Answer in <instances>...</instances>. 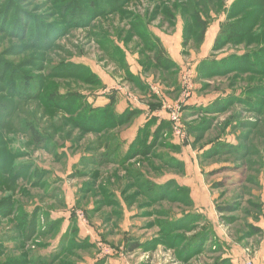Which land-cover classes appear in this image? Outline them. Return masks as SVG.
<instances>
[{
	"label": "rangeland",
	"instance_id": "1",
	"mask_svg": "<svg viewBox=\"0 0 264 264\" xmlns=\"http://www.w3.org/2000/svg\"><path fill=\"white\" fill-rule=\"evenodd\" d=\"M11 1L0 0V57L15 70L14 73L20 71L28 77L16 83L19 94L15 97L8 91L11 82L0 76V107L10 103L9 108H14L12 116L8 114L0 123V142L14 157L20 155L12 159V166L7 173L4 172L8 183L15 179L21 165L31 167V170L16 177V185L0 188V199L14 195L16 210L30 214L35 209L40 210L41 229L47 226L43 217L51 222L61 220L62 223L58 234L47 237L38 234L33 240L26 241L27 238L15 228L17 211L9 218L1 217L0 263L5 264L6 260L12 259V264H24L28 261L24 256L29 253L26 264H98L102 261L104 264H219L229 260L225 259L227 255H238L243 248L252 251L253 241L264 237L261 232L258 238H254L249 224L254 219H263L264 223V113L249 110V105L242 103L214 116L194 112L232 94L245 101H263L242 93L244 87L260 85L262 78L259 73L209 76L216 61L223 58L232 60L235 55L257 48L241 44L230 45L220 52L212 50L228 14L239 15L234 4L237 0H119L120 6H112L111 10L104 7V12L100 13L103 16L91 19L88 24H69L63 34H59L61 37L44 52L30 45L33 31L27 41L22 38L23 34L15 33L20 14L25 10L30 16L62 24L67 19L51 17L59 10L63 12L66 0H15L27 1L19 4L18 9L11 6ZM108 1L81 2L90 15H95L99 13L97 6ZM193 5L199 6L208 26L202 44L197 42L199 30L192 29V26L189 29L186 22H192L189 14ZM114 11L117 13L112 14ZM25 19L29 21L28 17ZM262 29L264 34V26ZM189 32L193 34L189 36ZM149 34L159 38L167 56L176 65L173 71H157L150 65L145 43V36ZM255 61L261 63L260 58ZM63 65H73L76 77H64ZM46 67H50L48 73L43 70ZM37 77L39 85L34 80L32 86H25L29 79ZM45 80L48 90L81 92L89 103L96 105H106L105 99L115 95L118 110L125 108L140 113L125 128L104 134H81L70 124L63 127L61 122L66 121L65 113L47 109L44 97L39 96L43 94ZM186 83L192 85L189 91H186ZM173 112H178L182 119L180 131L184 143L180 142L182 136L177 135L171 123ZM158 116L164 118L161 122L169 123V129L149 155L136 157L123 165L115 162L126 153V143L134 142L140 127H145L155 118L158 121ZM25 122L39 124L49 139L46 146L38 148L31 142L29 132L24 128ZM244 123L258 124V128L248 129ZM194 126L210 128L202 132L194 130L191 135L188 129ZM112 135L122 145L121 152L109 155L110 158L105 160L108 154L106 146L115 143L110 138ZM240 135H246V145L258 152V155L255 153L244 160L246 163H235L231 156H218L206 162L201 158V154L213 147L212 142L237 144ZM195 138L198 141L193 146ZM152 140L149 137V145L156 141ZM172 145L181 147V150L175 152ZM102 158L101 164L94 162L99 160L100 163ZM234 165L241 169L233 171L229 168ZM225 167L228 170L212 176ZM135 171L152 183L164 178L178 183L184 178L179 182L187 191L178 203L161 201L153 204L139 197L128 204L121 192L124 185L135 179L132 174ZM96 173L100 175L96 176ZM218 183L224 186L217 188ZM84 188H91L90 193L80 194ZM101 189L112 194L117 205L99 207L94 213L96 202L102 200L95 193ZM135 191L136 188L132 193ZM204 193H207L211 204L207 211L198 213L201 211L194 210L197 205L193 199L195 201L198 197L201 201ZM232 205L238 208L237 212L221 214L218 211V207ZM187 213L199 219L178 222L180 228L177 233L186 243L175 247L171 242L158 244L162 238L169 239L167 234H161L158 222L180 219ZM192 221L197 228L189 232ZM75 228L77 240L87 243L86 248L69 250L56 258L61 252L62 236ZM202 235L208 241H201ZM195 236L197 238L190 241ZM131 242H139L144 248L141 246L130 252ZM39 256L48 257V260H39Z\"/></svg>",
	"mask_w": 264,
	"mask_h": 264
},
{
	"label": "trees",
	"instance_id": "2",
	"mask_svg": "<svg viewBox=\"0 0 264 264\" xmlns=\"http://www.w3.org/2000/svg\"><path fill=\"white\" fill-rule=\"evenodd\" d=\"M82 0H66L63 7V12L59 10V13L57 15H53L51 18H55L58 16L60 20L67 19V23L62 21V24L57 22H48L45 19L39 18L37 16H30L29 13L25 10H23V14L21 13V18L18 20V25L15 27L14 31L15 33H21L23 34L22 38L24 41L28 40V37H30V32L33 31V39L30 41L31 46H35L40 48L39 51L44 52L47 49L52 47V43L55 41V39H58L63 34V31L69 26V24H85L91 19L94 20V18H98L100 16H103L100 13L104 12V7L112 9V6H120L118 3L119 0H110L107 3H100L97 8L99 10V13L95 15H90V11L87 10L82 5ZM96 2V0H94ZM127 0H123V2H126ZM27 2V1H11L10 4L13 8H19V4ZM53 2V1H50ZM235 6L238 7V14L237 16H232L231 13L228 14L227 22L223 23L220 30L218 31L216 38L213 43L212 50L214 52H220L224 50L228 46H237L241 44H246V46L249 48L250 46H256L257 48L252 51H244L240 55L233 56L232 60L228 58H223L219 61H216L215 68L211 71L212 73L209 75L211 77L213 76H226L233 73H239V74H255L259 73L261 79L260 85H256L250 88H243L242 93L245 96H256L258 98H262L263 101L261 102H254L252 100H243L242 97H235L234 94L229 95L225 97L223 100H219L217 102H214L213 105L210 107H206L202 110H195L194 112H197V114H208V115H216L220 112L228 110L231 106L237 105L238 103L247 104L249 105L248 109L252 111H257V113L262 114L264 113V34L262 26H264V0H261L260 2L257 0H237L235 3ZM68 6V9H67ZM12 8V9H13ZM73 11H75L73 13ZM199 6L193 5L191 9V15L189 14V19L192 20L186 21L187 25L193 28H197L199 30V33L197 34V42L198 44H202L205 38V33L208 29L207 22L204 20V17H202V11L200 12ZM117 13V11L111 12ZM81 16V20H79V16ZM184 15L187 17V15L184 13ZM29 18V21H26L25 18ZM188 18V17H187ZM2 24V21H0ZM89 23V22H88ZM87 23V24H88ZM192 24V25H191ZM262 24V25H261ZM15 25H13L14 27ZM12 31V32H14ZM61 34V35H59ZM193 32H189V36H191ZM145 43L147 48V53L149 54V62L152 67H155L157 71L161 72H171L175 69L176 65L174 62L167 56L165 49L160 43L159 38L149 34L148 36H145ZM186 41L188 42V36L186 37ZM256 58L261 59V63L258 64V62L255 61ZM213 64V63H212ZM66 66V67H65ZM212 66V65H211ZM50 68V67H48ZM48 68H44L45 72L48 73ZM52 68V67H51ZM63 71L62 73L65 74L68 78H75L77 75V72L75 70V67L73 65H63ZM14 69H11L7 65V63L3 60V58L0 57V76H2L6 82L10 81L9 89L11 94H13L15 97H17L18 90L16 88V83H20L23 79V77H28L22 74V72L19 71L14 73ZM21 77V78H20ZM66 77V78H67ZM240 77V76H237ZM236 78V77H235ZM20 80V82H19ZM37 80V84L39 85V77L30 80L25 84V86H32L34 83L33 81ZM49 80V79H48ZM47 81L45 80L44 86L42 87L43 94L39 95L41 98L44 97V103L47 106V109L54 110L57 112H63L66 116V121L63 120L61 124L63 127H67L68 124L72 125L73 128L80 131L81 134L87 135V134H104L106 132H112L114 130H119L122 128L127 127L130 125L133 121V119L140 113L138 110H126L122 114H118L116 112V103L117 99L115 95H112L108 98V103L104 106H96V104L89 103L88 99L84 94L81 92L76 91H69L66 93L60 92L59 90H53V89H47ZM14 84V85H11ZM234 86V85H232ZM232 88V87H231ZM36 90V89H35ZM34 90V91H35ZM48 90V91H47ZM25 92V91H24ZM27 94H30L32 92H26ZM43 95V96H42ZM234 96V97H233ZM43 103V104H44ZM8 105H1L0 107V123L4 120L5 116L8 114L14 113V108L10 107ZM193 112V113H194ZM61 121V119H60ZM169 123L167 122H161L157 125L156 119H153L147 123L145 127H142L136 136V139L134 142L129 146L128 151L118 160L115 159V162L119 164H125L129 162L130 160L136 158V157H146L149 155V152L153 149L155 144L157 145V141L162 139V136L165 132L169 129ZM244 125L248 129H254L256 126L258 128V124H250V123H244ZM2 126V125H0ZM25 130H28L30 135L31 142L37 146L38 148H42L46 146L47 142H49V139L43 134L39 124H36L35 122H25L24 124ZM156 126V129L152 131L151 129ZM209 126H194L190 127L188 130L189 133L193 135L196 130L197 132H202L204 130H208ZM195 130V131H194ZM46 133V132H45ZM151 133V134H150ZM149 137L153 138V140H156L155 142H152L149 145ZM113 141H115L114 145L112 146H106L108 150V154L105 155V160H107L109 155L115 156L116 154H119L121 152L122 145L117 142L115 139V136L112 135L110 137ZM152 140V141H153ZM247 140L246 135H240L238 138V143H225V142H218L214 141L211 143L213 146L209 152H206L205 154H201V158L206 161L214 160L216 157H223V156H231V158H234L235 163H246L244 160H247L249 156H254L256 153L258 155V152L254 150V147H251L250 145H246L245 141ZM197 138H195L193 146L197 145ZM181 148V147H180ZM178 146L172 145L171 149L174 151L181 150ZM12 152L9 151V148L4 145V143L0 142V188H3L4 186H8L9 184L16 185L15 179L16 177H20L25 172H28L31 170V167L21 165L19 172L15 174V179H11L10 183H8V178L5 177L4 172H8L9 168L12 166V159H16L19 156H13L11 154ZM119 157V156H118ZM113 160V159H112ZM110 161V160H108ZM85 162V160H84ZM96 164H101L103 162V158L101 162L99 163V160H94ZM113 162V161H111ZM229 168H233V171L240 170L239 165H234ZM221 170V171H220ZM218 170L216 173H213V175L218 173H223L228 168H222ZM4 173V175H1ZM41 172L40 174H42ZM38 175L39 173H35ZM133 176H135V179L133 181H130L126 185H124V189L121 192V195L125 197V201L128 204L133 203L137 198L143 197L144 200L146 199L150 203H156L161 201H172V203H178L181 200V196L185 194L187 189L185 187L179 186L176 182L170 181L164 185H156L155 183H152L148 181L145 178H142L139 176L140 174L135 171L132 172ZM100 173H96V176H99ZM41 177V176H40ZM139 179V180H137ZM40 182L41 179H38ZM223 183H218L217 188L223 187ZM136 188V191L134 193L133 189ZM90 190H87L86 188L79 191L80 194H89ZM108 193V194H107ZM97 197L101 196L102 200L97 201L95 206L96 213L100 208L116 206L117 202L115 199H113V195L109 194V192L105 189H101L99 192L95 193ZM109 199H108V198ZM147 203L146 204H150ZM17 205V201L15 199L14 195H7L4 198L0 199V218L3 219L9 218L13 215L14 211H17L15 214V222H16V230L19 231L23 237L25 236L27 238L26 241L33 240L36 235L40 234L43 236H53L55 234H58V232L61 230V220L58 221H49V219L43 217L44 223L47 224L46 228L41 229V216H40V210L35 209L33 213H27L26 211L18 209L16 210L15 207ZM237 206H240V204H236ZM238 208L234 205L232 206H224V207H218V211L221 214H231L234 212H237ZM44 215V214H43ZM42 215V216H43ZM191 214H186L182 219L176 221L175 219L172 220H163L158 222L161 234H167L169 239L166 241L163 238L158 241V244L163 243V245L171 242L174 247L177 246L180 243H186V240H183V236L179 235L178 229L179 223L178 222H186L189 218L198 220V216H191ZM194 220V221H195ZM233 220V219H232ZM192 221V228L189 230L193 231L197 227H194ZM174 224L172 225V223ZM74 228V227H73ZM203 232V231H202ZM259 233L257 229H253L252 235ZM18 234V233H17ZM199 234V233H197ZM166 236V237H167ZM198 236V235H197ZM197 236L193 237L190 241L195 240ZM201 241H208L205 237V235H202ZM182 238V240H179ZM20 239V237H19ZM200 241V240H199ZM61 252L56 256V258H60L61 255L66 254L69 250L78 249L83 250L86 248V244L84 242H79L77 240V229L74 230L70 229L64 236H62L61 240ZM198 244V243H197ZM141 244L139 242H131L129 244L128 250L130 252H133L139 248H141ZM143 247V246H142ZM144 248V247H143ZM149 248V247H148ZM29 253L25 254V259L28 261H25L24 264L29 262L28 259ZM55 256V255H54ZM55 258V259H56ZM0 259H1V251H0ZM39 260L46 259L48 260V257H38ZM10 261V262H9ZM5 264H12L11 260H6ZM9 262V263H7ZM17 263V261H16ZM2 264V263H0ZM23 264V263H21ZM98 264H104L103 261L99 262Z\"/></svg>",
	"mask_w": 264,
	"mask_h": 264
},
{
	"label": "crops",
	"instance_id": "3",
	"mask_svg": "<svg viewBox=\"0 0 264 264\" xmlns=\"http://www.w3.org/2000/svg\"><path fill=\"white\" fill-rule=\"evenodd\" d=\"M105 100H106L105 102L108 103V100L107 99H105ZM117 103H118V98H117ZM104 105H96V106H104ZM116 106H117V104H116ZM125 110H126L125 108L122 109V110H118L117 107H116V112L118 114L124 113ZM150 116H153V114L152 115L150 114ZM157 118H158V121H157V125H158V124L161 123V121L164 118L162 116H158ZM146 119H147V114H146ZM142 127L143 126H141L140 128H142ZM155 129H156V126L152 129V131H154ZM136 135L135 136L133 135V136L136 137ZM133 140H134V138H133ZM175 144H177V143H175ZM126 145H127V149H126L125 152L128 151L129 146L131 145V142L130 143L127 142ZM179 154H181V153H179ZM182 179H184V178H182ZM182 179H179L177 181L178 182L177 184L179 186L183 187L184 185H182V182H179ZM156 182H154V183H156ZM168 182H170V178H164L162 180H159V182H157L156 185H160L161 186V185H164V184H166ZM183 182H185V180ZM193 198H194V196H193ZM196 200L194 201V199H193V202H196V205H197L194 210H198L199 209L201 212H198V213L205 212V211H207L208 207H210L211 200L207 196V193H204V195L201 198V201H199L198 197H196ZM187 214H189V213H187ZM180 219H182V218H180ZM180 219H175V220L178 221ZM262 221H263V219L259 220V221L254 219L253 222L249 223L251 225L250 226L251 227L250 228L251 231H253V229H257L259 231V233L254 234L255 235L254 238H256V237L258 238L259 236H257V235L261 234V232H263V234H264V223ZM215 228L217 230V227H215ZM253 239H252V241H253ZM258 240L259 241L261 240V242L258 243L259 241H255V242L253 241L255 246H253L254 249L252 251L249 248H247V247H246V249L243 248V251H240L238 255L237 254L236 255L229 254V255H227V257H225V259H229L230 261L229 260H224L225 261L224 263H219V264H246L247 260H251L254 264H264V237H262V239L258 238ZM224 241H227V240L224 238Z\"/></svg>",
	"mask_w": 264,
	"mask_h": 264
},
{
	"label": "built area",
	"instance_id": "4",
	"mask_svg": "<svg viewBox=\"0 0 264 264\" xmlns=\"http://www.w3.org/2000/svg\"><path fill=\"white\" fill-rule=\"evenodd\" d=\"M186 86H187L186 91L188 89L190 90L192 88V85H190L188 83H186ZM185 95H188V94L185 93ZM170 120H171V123L173 124V126L175 127L177 135H181L182 136V132L180 131L181 130L182 119H181L180 115H178V112L177 113L173 112L171 114V119ZM180 140H181L180 142H183V143L185 142V139H184L183 136L180 138ZM246 264H254V263L251 260H247Z\"/></svg>",
	"mask_w": 264,
	"mask_h": 264
}]
</instances>
